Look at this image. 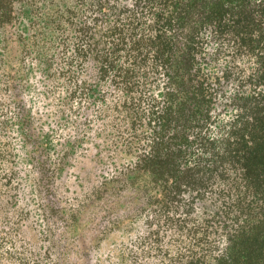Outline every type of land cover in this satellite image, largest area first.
<instances>
[{"label": "trees", "instance_id": "1", "mask_svg": "<svg viewBox=\"0 0 264 264\" xmlns=\"http://www.w3.org/2000/svg\"><path fill=\"white\" fill-rule=\"evenodd\" d=\"M28 58L61 116L75 102L81 118L54 159L22 98ZM15 124L48 243L43 254L23 239L20 257L264 264V0H0L3 238L30 227L15 155L1 143ZM87 138L104 143L93 157L108 160L109 176L84 171L68 194L63 173Z\"/></svg>", "mask_w": 264, "mask_h": 264}, {"label": "rangeland", "instance_id": "2", "mask_svg": "<svg viewBox=\"0 0 264 264\" xmlns=\"http://www.w3.org/2000/svg\"><path fill=\"white\" fill-rule=\"evenodd\" d=\"M45 17L48 20V17ZM44 33H46L44 41H47V39L48 41L52 40L51 38L54 34H50L48 26L44 29L42 35H44ZM25 42H29V39H27ZM42 43L44 42H40V44ZM44 44H46L44 45L46 54L50 55V52L53 49H48L47 46L49 43ZM13 49H15V47H13ZM15 52V50L11 51L13 65H15L16 63V59L13 58ZM26 64L28 68L24 70L22 77V82L25 85V92L22 98L25 103V107L30 112L29 114L35 120V124L33 126L37 129V131H39L40 135L45 134L46 138L44 139V141L46 142L47 152L51 156V159H54L56 153L61 148L62 143H64L66 140L72 141L73 137L75 136V126H77V123L81 119L80 115H78L79 111L77 110V103L74 102L69 109L70 111H68V113H65L64 116H61L60 111H58L57 105L60 97L49 96V85L46 79H43V77L40 75V73H44L45 71L42 72L41 70H39V68L36 66V63L31 61V58H28L26 60ZM18 76L20 75L18 74ZM65 93L66 87L63 88L62 91L60 90L59 94L61 97H63ZM90 126L93 129H91V133H94L97 128L96 121L93 120ZM5 142L8 143L11 152L15 155V161L17 162L14 181L15 185H20V189H22V192L19 194L20 201H22L20 205L24 204L25 209L28 211L26 212L24 209V211L28 215H26V219L21 225H24L23 228L29 226L30 227L28 230H24L23 233L20 232L19 236L18 234H16L12 235L11 237L3 238L5 233V225L2 221H0V264H36L33 260L28 261L26 258H22L19 255L20 248L18 247V245L23 243V239H32V245L35 246V249H38V247L40 246V251L43 254L44 252L46 253L45 249L48 246V243L42 241L41 244L39 240H42V236L37 234L38 231L43 230V227H40L38 224L40 223L39 219L41 218V210L37 201L38 198L35 196L36 193H34L31 188L32 181L30 170L28 166L20 162L21 160L23 161L22 158L24 157L25 148L23 146L22 135L19 132L16 124L9 128L4 141H1L2 144H4ZM93 142L94 140L90 142V139L88 138L85 141L81 142L79 148L77 149L78 157H75L73 162H70V164L67 166V169L64 171L63 175H65V177L63 179H65L64 187L66 188V193H75L74 189L77 190V185L81 184L82 178L80 177H82V173L84 171H86V173L89 171L91 173H95L100 170L99 172H101V176H103V178H108L109 171H104V168H110L108 166V160L103 159L100 164H96V157H93L94 152L101 149L104 143H101L100 145H98V147H95L93 146ZM115 161L122 163L127 160L126 158L121 157L120 159ZM16 206L17 208L19 207L18 205ZM19 212L20 214H24V212H22L21 210ZM91 214V210L84 213V221L82 223L86 226H83L82 229L90 228L89 219L91 217ZM37 219L39 221L38 223H36ZM79 230L80 229H78L77 231ZM131 234H127V237H125L126 235H124L123 233H118L116 240H114L113 238L112 239L114 241L125 242L124 240H126L127 238L129 239ZM89 235L90 234H87V236ZM112 245L113 242L111 241V239H109L108 242L104 244L103 251H109V248L111 249ZM39 253L40 252H38L37 255V259L40 261L39 264H43V262L45 264L46 260H42V256L40 258ZM85 253L86 251L84 252V254ZM77 263L84 264L85 261L83 260V258L82 260L80 258V260H77Z\"/></svg>", "mask_w": 264, "mask_h": 264}]
</instances>
